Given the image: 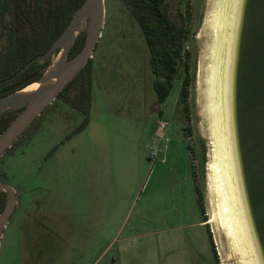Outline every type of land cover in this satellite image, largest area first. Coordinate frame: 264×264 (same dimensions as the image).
<instances>
[{
  "label": "rangeland",
  "instance_id": "obj_1",
  "mask_svg": "<svg viewBox=\"0 0 264 264\" xmlns=\"http://www.w3.org/2000/svg\"><path fill=\"white\" fill-rule=\"evenodd\" d=\"M209 4L210 0H165L164 6L172 19L178 24H182L184 19L186 24V49L192 53V82L186 100L182 93L186 73L181 64L169 96L160 103L153 87L156 76L151 70L150 50L140 24L124 0H105L102 37L87 68L92 84L91 128L78 134L70 143L66 142L85 116L70 107L64 96L35 121L0 161V179L4 178L6 184L19 192L21 201L2 238L0 264L23 263L26 257L24 248L29 246L28 237L37 233L29 213L35 211L37 214L38 209H34L41 202L45 207L47 204L44 202L49 203L47 209L51 204L56 205L61 218L72 215L77 218L70 221L77 223L74 229L79 235L83 231L89 232L81 227L80 217L92 223L98 216L106 220L98 235L101 238L83 241L85 256L82 264L111 261L118 255L119 243L115 238L131 225L129 217L135 218L142 209L143 189L149 176L156 171L155 166L161 159L160 151L165 152L167 147L170 153V159L163 168L169 167L170 170L175 159L181 160L182 157L175 152L181 135L197 182L204 192L206 214L218 255L217 264H232L227 260L224 263L216 241L207 188L210 143L202 113L200 70L202 55L208 48L202 31L205 30ZM10 22L8 16V25ZM5 40V36L0 39V55L5 49ZM98 138L101 139V149L97 146ZM95 148L102 157V169L98 171H95L96 160L89 156L97 154ZM161 171L157 170L156 174H161ZM52 187L55 188L53 195L49 194ZM90 226L88 224V228ZM53 228L55 232L60 231L55 226ZM203 231L199 232L204 243L202 251L198 250L199 243L188 244L182 248L185 251L174 258L176 264H203L202 261L205 263L207 259L213 262V255L203 252L210 248L206 230ZM195 233L194 230L191 235ZM71 243L79 245L75 239ZM53 257L50 256L43 264H59ZM60 260L61 264L66 262V259Z\"/></svg>",
  "mask_w": 264,
  "mask_h": 264
},
{
  "label": "water",
  "instance_id": "obj_2",
  "mask_svg": "<svg viewBox=\"0 0 264 264\" xmlns=\"http://www.w3.org/2000/svg\"><path fill=\"white\" fill-rule=\"evenodd\" d=\"M106 18L105 0H85L50 49L27 63L0 88L31 67L51 63L22 90L0 96V116L21 112L0 135V160L86 68ZM81 33L80 52L71 57ZM37 84L34 90H27ZM226 128L239 202L257 264H264V0H235L226 74ZM6 204L0 213V249L17 207L14 188L0 182Z\"/></svg>",
  "mask_w": 264,
  "mask_h": 264
},
{
  "label": "trees",
  "instance_id": "obj_3",
  "mask_svg": "<svg viewBox=\"0 0 264 264\" xmlns=\"http://www.w3.org/2000/svg\"><path fill=\"white\" fill-rule=\"evenodd\" d=\"M85 0H0V18L3 28L4 18L11 16L10 30L3 53L0 55V81L15 75L24 65L37 56L46 53L54 41L62 34L69 24L75 11ZM131 8L133 16L140 24L150 50L152 72L157 79L153 83L160 103L166 101L172 90L173 81L181 64L184 65L186 76L182 83V93L189 98L190 61L192 53L186 49L187 29L184 19L178 24L164 6L165 0H124ZM8 25V24H7ZM6 25V26H7ZM2 29V28H1ZM3 34V30L0 31ZM86 34L81 33L72 50L71 57L76 55L84 45ZM33 66L26 74L14 82L0 88V96H4L29 86L39 79L50 66ZM89 66V65H88ZM86 67L64 90L78 88L83 99L86 98L87 111L90 112L92 100L91 77L86 75ZM12 112L0 116V135L10 125L17 114ZM88 120L83 126H86ZM197 204L204 222H208L204 201V192L197 182L193 171ZM4 195H0V198ZM5 205V199L0 201V212ZM211 245L217 264L218 255L213 234L209 225ZM56 252L54 258L63 256V248Z\"/></svg>",
  "mask_w": 264,
  "mask_h": 264
},
{
  "label": "crops",
  "instance_id": "obj_4",
  "mask_svg": "<svg viewBox=\"0 0 264 264\" xmlns=\"http://www.w3.org/2000/svg\"><path fill=\"white\" fill-rule=\"evenodd\" d=\"M91 126L92 122L88 124L85 130H89ZM77 136H74L68 142L70 143ZM182 139L183 137L181 135L178 141L179 147L175 150L176 154L182 158L180 161L175 159L170 170H168L169 167H162L170 159V153L167 147L165 148V152L160 151L161 159L155 166L157 167L156 171L149 176V181L143 189L144 204L142 205V209L135 218L129 217L128 223L131 225L126 226L125 233L121 235L122 238H120L121 236L115 238L118 239L117 243H119L118 255L106 264H176L174 258H178L180 253L185 251L182 248L188 247V244L190 246V244L193 245L195 242L199 243L198 250L202 251L204 243L202 242L200 233H204L203 230H206L210 246V248H205L203 252L208 256L212 254L213 262H210L209 259L205 263L204 260L202 262L203 264H216L210 233L207 227L209 223L204 222L197 204L191 159L189 153L185 151V145H183ZM100 140H97L99 149H101L99 147ZM96 153V155L89 156L96 160L95 171H98L102 169V157L98 155L97 149ZM98 160H100L99 164ZM157 170H162L161 174H156ZM69 187L67 190H70ZM161 197L163 200H158ZM71 217H69V220L77 219L73 215ZM78 221L81 227H85V230L89 232H84L82 229L83 233L80 232L79 235L74 229V224L77 225V223L70 221L72 232L66 238L69 242L67 244L64 243L65 247L62 249L63 256H61L63 258L65 255L66 262L64 264H82L83 256H85V247L82 248L85 244L83 241L88 239L97 241V239L101 238L98 235L101 232L102 224H106V220H101L100 216H98V219L96 217L93 223L83 216ZM88 224L91 225L90 228H88ZM189 230L191 233L187 232ZM194 230L196 233L191 235ZM72 239L78 241L79 245H73L71 243ZM200 255L201 253L198 252V257ZM69 257L76 258L72 260ZM61 258L58 259L59 264L62 263Z\"/></svg>",
  "mask_w": 264,
  "mask_h": 264
},
{
  "label": "bare ground",
  "instance_id": "obj_5",
  "mask_svg": "<svg viewBox=\"0 0 264 264\" xmlns=\"http://www.w3.org/2000/svg\"><path fill=\"white\" fill-rule=\"evenodd\" d=\"M234 7L235 0H210L202 31L208 44L200 70L202 113L210 143L207 188L224 263L257 264L239 202L226 128V74ZM37 87L34 84L27 90Z\"/></svg>",
  "mask_w": 264,
  "mask_h": 264
},
{
  "label": "flooded vegetation",
  "instance_id": "obj_6",
  "mask_svg": "<svg viewBox=\"0 0 264 264\" xmlns=\"http://www.w3.org/2000/svg\"><path fill=\"white\" fill-rule=\"evenodd\" d=\"M10 16V15H8ZM7 16V17H8ZM7 17L4 18V28H3V25L2 23H0V31L3 30V34H0V39L2 37L5 36V42L7 43V36H8V32L10 30V24L7 25ZM11 18V16H10ZM12 20V18H11ZM0 21H1V18H0ZM7 25V26H6ZM2 28V29H1ZM33 60V59H32ZM30 62V61H29ZM28 62V63H29ZM151 64V63H150ZM88 65H90V62L88 63ZM86 66V67H89V66ZM25 66V65H24ZM23 66V67H24ZM36 66V65H35ZM22 67V68H23ZM21 68V69H22ZM32 68V67H31ZM30 68V69H31ZM20 69V70H21ZM29 69V70H30ZM28 70V71H29ZM151 70H152V67H151ZM27 71V72H28ZM26 72V73H27ZM25 73V74H26ZM153 73V72H152ZM86 75H90V73H86ZM14 76V75H13ZM23 76V75H22ZM155 76V75H154ZM10 78V77H9ZM8 79V78H7ZM156 79H157V76H156ZM155 79V80H156ZM154 80V81H155ZM3 81V80H2ZM12 83V82H11ZM154 83V82H153ZM65 96V97H64ZM65 98V102L68 103L70 105V107H72L73 109H75L76 111H78L79 113L81 114H84L85 116V119L82 120V123L81 125H79L78 129L75 131V133L73 135H70L68 137V141H70L71 138H73L74 136L82 133L88 126V124L90 123V113H91V107H92V102H91V107H90V112L88 114V111H87V101H86V98L83 99L82 96H81V93H80V90L76 87L74 88H70L68 89L67 91H63L57 98L58 99H61V98ZM55 100V102L57 101ZM92 101V100H91ZM54 104V103H53ZM52 104V105H53ZM51 105V106H52ZM49 106L47 109H50ZM46 109V110H47ZM45 110V111H46ZM20 113V112H19ZM18 113V114H19ZM17 114V115H18ZM44 114V113H43ZM42 114V115H43ZM41 115V116H42ZM38 119V118H37ZM88 120V123L86 124V126H83V124L85 123V121ZM38 121V120H37ZM35 123V122H34ZM33 123V124H34ZM32 124V125H33ZM30 129V128H29ZM29 129L25 132L27 133L29 131ZM24 133V134H25ZM23 134V135H24ZM22 135V136H23ZM21 136V137H22ZM20 137V138H21ZM19 138V139H20ZM19 139L17 140V142L19 141ZM17 142L13 145V147L10 150H12L15 145L17 144ZM8 151V152H9ZM7 152V153H8ZM50 156V155H49ZM51 157V156H50ZM3 158V157H2ZM1 158V159H2ZM1 161V160H0ZM4 178L0 179V182L1 183H5V181L3 180ZM6 184V183H5ZM55 190L54 187L50 188V191H49V194L53 195V191ZM0 195H4V197H1L0 198V201L2 199H5V204H6V194H0ZM17 195V207H16V210L15 212L18 210V207H19V204H21L20 202V199H19V192L16 193ZM47 204V206L49 205L48 202H44ZM47 206L45 207L44 204L41 203H38L36 206H35V209H38V212L37 214H35L34 212L33 213H29V217L31 219V222L33 223V225L35 226L36 230H37V233L35 232L34 234H31L29 235L28 237V242H29V246H28V249L27 248H24L25 249V259L23 260V263L22 264H43L44 261L46 259L49 260V257L50 256H54V254L59 250L61 249V245H64L67 244L69 241L66 239L67 237H69L70 235V232H72V225H71V222L69 220V218L66 217L65 218H61L59 214H61L60 212H56V205L54 207V204H51L50 207L47 209ZM5 207V205H4ZM4 209V208H3ZM3 211V210H2ZM1 211V212H2ZM0 212V213H1ZM14 212V214H15ZM13 214V215H14ZM35 214V215H34ZM58 216L59 219L56 217ZM13 217V216H12ZM11 217V219H12ZM10 219V220H11ZM69 220V221H68ZM49 225H51L52 227H50ZM53 226H55L58 230H60L59 232H55ZM6 230V229H5ZM39 230V231H38ZM5 233V231H4ZM3 237H4V234H3ZM2 237V238H3ZM1 244H2V240H1ZM58 253V252H57ZM54 258V257H53ZM57 259V258H56ZM65 259V255L63 257V260ZM52 261H49V263H51Z\"/></svg>",
  "mask_w": 264,
  "mask_h": 264
}]
</instances>
